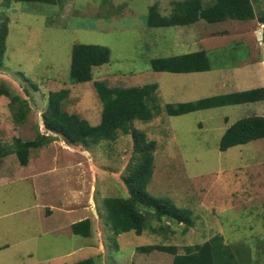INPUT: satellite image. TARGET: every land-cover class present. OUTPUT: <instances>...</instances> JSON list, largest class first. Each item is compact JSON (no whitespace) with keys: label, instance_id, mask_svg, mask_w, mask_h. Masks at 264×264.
<instances>
[{"label":"rangeland","instance_id":"obj_1","mask_svg":"<svg viewBox=\"0 0 264 264\" xmlns=\"http://www.w3.org/2000/svg\"><path fill=\"white\" fill-rule=\"evenodd\" d=\"M176 1L0 0V23L7 18L9 27L0 82L30 106L27 119L18 122L19 104L0 94V143L34 140L40 133L45 140L31 148L26 165L16 153L0 159V264H75L86 258L95 264H175V253L198 250L216 234L245 246L255 264H264V138L219 148L232 123L264 114V100L182 115L164 109L167 103L264 86V0H250L252 12L244 18L148 26L152 5L170 14ZM201 1L207 6L214 0ZM75 43L111 49L110 61L94 66L90 81L70 80ZM199 49L209 52L208 71H155L150 65L155 57ZM96 80L111 87L158 84V110L134 127L156 141L148 191L188 209V224L165 216L151 219L157 231L116 235L103 199L128 195L124 176L135 161L132 135L120 132L115 140L82 145L45 127L50 92L64 88L63 109L98 124L103 102ZM85 218L91 219V235L74 234L70 225Z\"/></svg>","mask_w":264,"mask_h":264},{"label":"trees","instance_id":"obj_2","mask_svg":"<svg viewBox=\"0 0 264 264\" xmlns=\"http://www.w3.org/2000/svg\"><path fill=\"white\" fill-rule=\"evenodd\" d=\"M12 1L57 3V0H6L8 3ZM249 2L250 0H214L204 6L201 0H180L175 2L170 14H162L158 5L154 4L149 9L147 24L151 27H167L188 25L201 19L213 23L232 17L244 18L252 12ZM261 21L264 23V17ZM8 33L6 18L0 25V63L6 51ZM110 58L111 49L106 45L75 43L71 55V82L81 83L92 80L93 67L108 63ZM150 65L155 71L175 73L208 71L212 68L209 52L205 49L155 57L150 60ZM94 85L103 102L102 118L98 124H91L78 114L63 109L62 101L68 93L66 88L50 92L43 122L48 130L61 134L71 143L82 145L115 140L120 132L132 135L135 161L129 165L124 176L128 195L103 199V206L113 232L119 235L133 230L141 234L147 228L157 231L158 227L151 224V219L161 220L165 216L188 224L191 221L188 209L178 207L169 197L155 196L148 191L154 172L156 141L149 139L145 131L134 127L135 120H151L155 115V109L158 110L160 106L157 94L158 84L111 87L103 81L96 80ZM0 94L11 96L12 104L16 102L19 104L14 109L15 119L18 122L25 121L30 110L28 101L13 94L11 88L4 82H0ZM263 100L264 86H259L191 101L167 103L164 109L170 115H182L200 109ZM41 135L40 133L34 140L16 138L11 145L0 143V159L10 153H16L22 165L28 164L31 148L45 141ZM261 138H264V114H250L239 118L224 131L219 148L225 151L232 146ZM91 225V219L85 218L74 222L71 228L74 234L90 236ZM141 249L150 250L149 247H141ZM254 260L248 248L243 245L228 244L219 234L206 240L198 250L174 254L175 264H255ZM75 264H95V262L93 258H86Z\"/></svg>","mask_w":264,"mask_h":264},{"label":"crops","instance_id":"obj_3","mask_svg":"<svg viewBox=\"0 0 264 264\" xmlns=\"http://www.w3.org/2000/svg\"><path fill=\"white\" fill-rule=\"evenodd\" d=\"M82 220V219H81ZM79 221V220H78ZM73 224V223H72ZM72 224L70 226H72Z\"/></svg>","mask_w":264,"mask_h":264}]
</instances>
